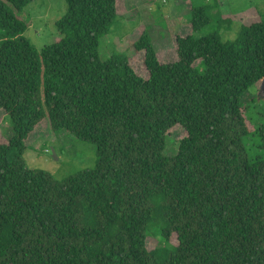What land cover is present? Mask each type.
Returning a JSON list of instances; mask_svg holds the SVG:
<instances>
[{
	"label": "trees",
	"instance_id": "trees-1",
	"mask_svg": "<svg viewBox=\"0 0 264 264\" xmlns=\"http://www.w3.org/2000/svg\"><path fill=\"white\" fill-rule=\"evenodd\" d=\"M31 1L0 0V111L12 129L0 141V264H264V122L243 103L264 82V15L239 19L224 41L199 34L211 17L192 6L188 31L162 52L144 29L140 75L134 55L99 56L120 0H65L59 38L40 50L18 16ZM43 119L94 144L95 166L61 181L29 168L26 141ZM175 126L186 134L166 156Z\"/></svg>",
	"mask_w": 264,
	"mask_h": 264
},
{
	"label": "rangeland",
	"instance_id": "rangeland-1",
	"mask_svg": "<svg viewBox=\"0 0 264 264\" xmlns=\"http://www.w3.org/2000/svg\"><path fill=\"white\" fill-rule=\"evenodd\" d=\"M196 5H206L211 17V22L199 34L204 35L219 29L224 41L237 37L241 25L239 19L256 20L259 17L256 10L264 15V0H120V17L113 23L110 31L100 38V59L107 60L115 53L132 57L133 44L144 29L148 30L157 51L169 50L172 47L173 35L185 26L188 31L187 22L191 7ZM66 11L65 0L31 1L18 13L27 23L24 36L38 50L54 43L60 36L56 23ZM229 16L234 18L229 28L224 24L220 26V17ZM166 54L167 60L173 58L172 50ZM132 58L139 74H145V69L141 67L140 55H134ZM243 98L250 123L256 126L257 123L264 122V82L260 81L252 87ZM168 133L163 154L173 156L178 151L177 141L185 136L186 132L182 127L175 126ZM11 136L9 118L4 111H0V141L6 142ZM26 144L24 159L27 166L49 172L59 181L79 170L95 166L94 144L77 139L65 129L50 131L45 119L39 122ZM157 242L159 238L151 236L148 238V247L153 248ZM171 242H177L176 235L171 236Z\"/></svg>",
	"mask_w": 264,
	"mask_h": 264
},
{
	"label": "water",
	"instance_id": "water-1",
	"mask_svg": "<svg viewBox=\"0 0 264 264\" xmlns=\"http://www.w3.org/2000/svg\"><path fill=\"white\" fill-rule=\"evenodd\" d=\"M54 157L57 158L56 154H54Z\"/></svg>",
	"mask_w": 264,
	"mask_h": 264
}]
</instances>
